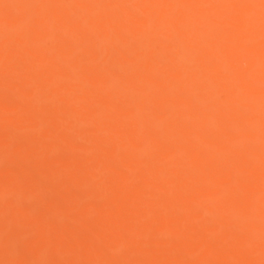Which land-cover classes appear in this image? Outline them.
Masks as SVG:
<instances>
[{
  "label": "bare ground",
  "instance_id": "obj_1",
  "mask_svg": "<svg viewBox=\"0 0 264 264\" xmlns=\"http://www.w3.org/2000/svg\"><path fill=\"white\" fill-rule=\"evenodd\" d=\"M9 221L54 261L264 264V0H0Z\"/></svg>",
  "mask_w": 264,
  "mask_h": 264
},
{
  "label": "clouds",
  "instance_id": "obj_2",
  "mask_svg": "<svg viewBox=\"0 0 264 264\" xmlns=\"http://www.w3.org/2000/svg\"><path fill=\"white\" fill-rule=\"evenodd\" d=\"M8 203L12 207H23L28 210L42 203L38 194L25 195L22 189L10 192ZM9 221L0 224V264H81L80 261L56 260L51 258V250L47 246L36 251L32 250V237L22 232H14ZM120 246L108 249L110 255H119ZM26 253L29 254L26 258ZM96 264H109L108 261H99Z\"/></svg>",
  "mask_w": 264,
  "mask_h": 264
},
{
  "label": "rangeland",
  "instance_id": "obj_3",
  "mask_svg": "<svg viewBox=\"0 0 264 264\" xmlns=\"http://www.w3.org/2000/svg\"><path fill=\"white\" fill-rule=\"evenodd\" d=\"M35 139V142L36 143H38V138H34ZM12 144H13V142H12ZM13 149V147L11 146V150ZM16 172V173H15ZM14 172V177H15V179L17 180V182H19L20 181V178H21V180H22V176L19 174V173H17L18 171H15ZM15 174H19V175H16L15 176ZM21 182V181H20ZM94 186V185H93ZM91 189H90V191L91 190H93V191H91V194H90V198H92L93 199V197H94V200L95 201H99V200H102L103 198H102V196H104V195H102V193H100V192H98V191H96V190H98V188H96V185H95V188H96V190H95V188L93 189L92 188V186L90 187ZM44 191L42 192V193H44V195L46 196V197H49V200L51 201V199H50V196H51V194H50V191L48 192L47 190H45V189H43ZM41 192V191H40ZM93 192V193H92ZM39 195V197L42 199V200H44L45 202H49V200H48V198H46V197H44V196H42L43 194H41L40 195V193L38 194ZM55 195V194H54ZM100 196V197H99ZM53 198V197H52ZM89 198V199H90ZM100 198V199H99ZM102 198V199H101ZM90 201H92V200H90ZM95 201H92V202H95ZM69 223L66 219H64V217H61V219H60V226H64L65 224H67V223ZM62 224V225H61ZM40 232V231H39ZM31 237H32V242L36 239L35 238V236H38V232H33L32 234H29ZM35 238V239H34ZM34 239V240H33ZM132 254V255H131ZM126 255H127V257H126ZM82 255H80L79 257L80 258H82V259H85L84 258V255L81 257ZM135 257V258H134ZM132 258H134L133 260H132ZM137 258V254H135V253H130V254H125L124 256H123V259H121L122 261H121V264L123 263V264H127V263H129V261H130V264L132 263V264H134V262H135V259ZM82 259H80L79 261L80 262H82L83 260ZM82 260V261H81ZM127 261V262H126ZM172 264H174V263H172ZM176 264V263H175Z\"/></svg>",
  "mask_w": 264,
  "mask_h": 264
}]
</instances>
